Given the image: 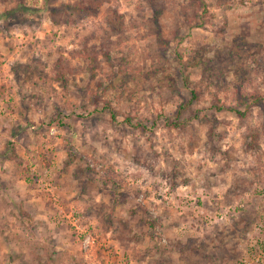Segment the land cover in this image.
Wrapping results in <instances>:
<instances>
[{"label":"rangeland","instance_id":"obj_1","mask_svg":"<svg viewBox=\"0 0 264 264\" xmlns=\"http://www.w3.org/2000/svg\"><path fill=\"white\" fill-rule=\"evenodd\" d=\"M102 1L0 0V264H264V0Z\"/></svg>","mask_w":264,"mask_h":264},{"label":"trees","instance_id":"obj_2","mask_svg":"<svg viewBox=\"0 0 264 264\" xmlns=\"http://www.w3.org/2000/svg\"><path fill=\"white\" fill-rule=\"evenodd\" d=\"M149 1V6L152 9H155V3L154 0H148ZM194 2V5L197 6V11L196 13L198 14V16H196V22L195 24H202L203 21H201V19L203 18L202 13L205 12L207 10L206 6H205V1L204 0H189V2ZM101 2H103L102 0H78V2H75L73 4H68L66 5V7L68 9H70V11L74 12V11H89L92 8V6H96L98 4H100ZM91 3V4H90ZM90 4V5H89ZM201 4V5H200ZM117 8H113L108 15L106 14V22L107 25L112 29V30H120V25L122 24V18L120 13L116 12ZM201 14V15H199ZM203 20V19H202ZM178 64L180 65V67H186L185 61L182 60V58L179 56L178 57ZM96 67H97V63L96 61H94L93 59L91 60V65H90V70L91 72H95L96 71ZM185 80L186 75H183ZM186 82V81H185ZM192 96L195 98L196 95L193 92ZM264 97H259L256 96L254 98V100H256V102L258 104H261L263 102ZM185 109V105H180L178 111H177V116H179L182 111ZM235 112L237 114H239L241 117L245 116V111H240L239 109H234ZM114 116V114H112ZM252 139H254V136L252 137ZM255 142V141H254ZM253 147H255V145H252Z\"/></svg>","mask_w":264,"mask_h":264},{"label":"built area","instance_id":"obj_3","mask_svg":"<svg viewBox=\"0 0 264 264\" xmlns=\"http://www.w3.org/2000/svg\"><path fill=\"white\" fill-rule=\"evenodd\" d=\"M258 256H256V257H253L251 260H249L248 261V259L247 258H244L243 260H241V263L240 264H251V263H253V262H255V261H258Z\"/></svg>","mask_w":264,"mask_h":264}]
</instances>
